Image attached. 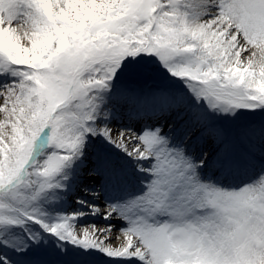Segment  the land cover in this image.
I'll list each match as a JSON object with an SVG mask.
<instances>
[{"label": "snow or ice", "instance_id": "snow-or-ice-1", "mask_svg": "<svg viewBox=\"0 0 264 264\" xmlns=\"http://www.w3.org/2000/svg\"><path fill=\"white\" fill-rule=\"evenodd\" d=\"M0 264H264V0H0Z\"/></svg>", "mask_w": 264, "mask_h": 264}]
</instances>
